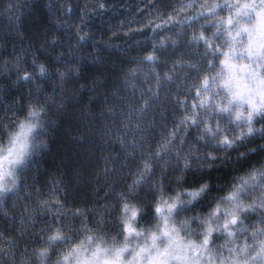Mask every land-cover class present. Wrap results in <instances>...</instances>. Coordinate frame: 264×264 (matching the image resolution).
Segmentation results:
<instances>
[{
    "label": "clouds",
    "instance_id": "1",
    "mask_svg": "<svg viewBox=\"0 0 264 264\" xmlns=\"http://www.w3.org/2000/svg\"><path fill=\"white\" fill-rule=\"evenodd\" d=\"M0 10V264H264V0Z\"/></svg>",
    "mask_w": 264,
    "mask_h": 264
},
{
    "label": "trees",
    "instance_id": "2",
    "mask_svg": "<svg viewBox=\"0 0 264 264\" xmlns=\"http://www.w3.org/2000/svg\"><path fill=\"white\" fill-rule=\"evenodd\" d=\"M0 12H2V10H0Z\"/></svg>",
    "mask_w": 264,
    "mask_h": 264
}]
</instances>
